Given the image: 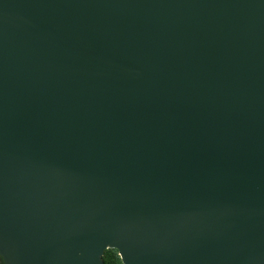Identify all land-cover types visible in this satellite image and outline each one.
Here are the masks:
<instances>
[{
    "label": "water",
    "instance_id": "1",
    "mask_svg": "<svg viewBox=\"0 0 264 264\" xmlns=\"http://www.w3.org/2000/svg\"><path fill=\"white\" fill-rule=\"evenodd\" d=\"M264 264V0H0L5 264Z\"/></svg>",
    "mask_w": 264,
    "mask_h": 264
},
{
    "label": "trees",
    "instance_id": "2",
    "mask_svg": "<svg viewBox=\"0 0 264 264\" xmlns=\"http://www.w3.org/2000/svg\"><path fill=\"white\" fill-rule=\"evenodd\" d=\"M0 261L5 264L3 257L0 256ZM103 261L105 264H123L119 252L116 249H109L105 252Z\"/></svg>",
    "mask_w": 264,
    "mask_h": 264
},
{
    "label": "snow or ice",
    "instance_id": "3",
    "mask_svg": "<svg viewBox=\"0 0 264 264\" xmlns=\"http://www.w3.org/2000/svg\"><path fill=\"white\" fill-rule=\"evenodd\" d=\"M0 264H2V261H0Z\"/></svg>",
    "mask_w": 264,
    "mask_h": 264
}]
</instances>
